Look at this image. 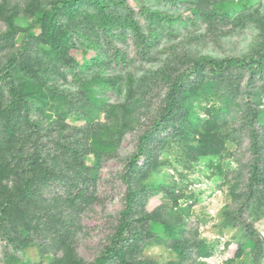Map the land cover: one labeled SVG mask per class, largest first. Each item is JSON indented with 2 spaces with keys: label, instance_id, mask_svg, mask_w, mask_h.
<instances>
[{
  "label": "trees",
  "instance_id": "16d2710c",
  "mask_svg": "<svg viewBox=\"0 0 264 264\" xmlns=\"http://www.w3.org/2000/svg\"><path fill=\"white\" fill-rule=\"evenodd\" d=\"M127 1L23 0L22 8L16 10V4L0 0V21L5 25L0 34V53L4 58L0 64V122L5 127V134H0V234L6 238V263L22 264L18 253L24 255L31 247H37L42 257L48 247H53L55 253L51 259L46 258L47 261L30 264H187L194 253L195 258L210 256V245L198 237V227L186 228L181 219L186 211L176 209L178 197L185 193L175 195L166 185H147L149 170L157 160L149 155V150L162 143L161 136L167 127H173L175 131L168 133L184 140L187 162L210 165L222 148L225 151L224 145L229 139L224 128L226 123L216 111H208L203 114L206 118L200 117V123L194 122L192 109L189 112L183 109L199 97L203 82L211 93L210 84L216 90L225 83L231 85L226 97L234 90L239 92L234 82L240 73L247 71L243 91L246 102L240 116L241 129L237 132L248 139L251 155L247 163L248 177L240 193L236 192V182L223 179V184L228 187L227 195L238 207L232 211L229 206L224 207L219 218L222 228L235 233L237 249L233 259L246 256L247 264H250L248 259L251 264H261L264 242L253 223L243 216L244 212H264V104H258L254 98L261 94L264 100V14L259 8L251 11L253 0H248L245 5L234 4V0H171L173 3L187 1L190 10L187 20L192 23L201 20L207 25L206 32L213 37H219V33L226 36L224 28L233 18L241 26L249 23L259 30L258 41L247 55L221 60L206 55L191 57L187 48L184 53H178L184 48L180 44L181 49L173 51L177 57H171L168 64H158L151 71L142 69L140 73L131 66L104 77L106 67L122 60L114 37L124 41L131 34L139 61L159 63V58L152 55L157 34L169 33L172 23L177 20L170 14L150 10L139 0H136L138 8L135 12ZM19 9L23 10L21 15L32 19L29 25L19 23ZM138 17L149 22L148 32H143ZM35 29L39 32L34 34ZM111 30L116 31L110 34ZM73 35L86 37V46H93L94 56H88L86 46H78V49L72 45ZM192 38L195 37L192 35L189 40L194 42ZM70 49L81 54V62L69 54ZM110 50L113 51L111 56ZM131 60L134 63L137 59ZM62 69L70 71L72 88L60 89L52 82L55 76L66 78ZM72 71H75L74 75ZM212 82L217 85L213 86ZM106 88L117 94L124 91V97L120 104L107 105L103 121H95L92 119L94 106L99 108L105 104L102 94ZM161 92L164 95L157 111L151 114L147 108L140 114L150 123V128L136 136V151L126 159L121 177L126 186L123 209L98 255L86 261L77 251L78 233L82 230L77 218L85 207L96 201L93 192L88 191L95 184V178L83 163L86 140L101 132L118 136L120 130L117 127L127 125L125 115L132 111L133 105L149 104L150 98ZM28 99L54 110L53 124L38 128V120L29 117ZM43 112L49 114L48 119L52 117L49 111ZM68 115L80 117L85 124L69 126L65 122ZM16 116L22 121L19 122ZM178 121L181 122L179 125ZM139 125L145 124L139 121ZM200 126L202 131L191 133V127L198 129ZM230 131L236 130L230 128ZM117 136L114 139L111 135V140L108 139L113 144L109 151L115 148ZM144 157L148 159L138 165V160ZM64 179L68 182L63 184V197L56 194L52 199L54 206L42 205L39 196L42 189ZM164 190L166 199L163 203L147 211L145 201L149 195ZM170 203L171 209H176L172 215L165 211ZM63 207L65 212H77L76 218H72L73 214L69 218L63 216ZM39 240L48 243L41 244ZM159 245L168 252L165 260L146 256L149 246Z\"/></svg>",
  "mask_w": 264,
  "mask_h": 264
},
{
  "label": "rangeland",
  "instance_id": "374dc122",
  "mask_svg": "<svg viewBox=\"0 0 264 264\" xmlns=\"http://www.w3.org/2000/svg\"><path fill=\"white\" fill-rule=\"evenodd\" d=\"M142 5L147 6L150 10L160 11L165 14H170L177 18L172 23L170 32L159 36L157 34V45L155 49H152V55H156L159 58V63L155 62L149 64L147 62L139 61V57L136 56L134 38L131 34L125 37V40L121 39L113 41L117 48L122 53V60L115 61L106 67L104 77L112 76L116 72H123L132 68L136 72L140 73V70L145 69L151 71L157 67L158 64H168L169 59L175 56L174 50L176 51L180 44L183 45V49L178 53H184L187 49L191 53V57L206 55L211 56L217 60H221L228 57H243L247 55L258 41V31L253 25L247 23L244 26L239 25L231 18L224 28L227 35H220L219 37H213L208 34L207 25L199 19L189 22L187 17L190 15L189 5L183 1L180 3H173L171 0H139ZM228 0H226L227 2ZM248 0H234V4L245 5ZM11 4H16V10L24 5L23 0H9ZM127 4L129 7L137 12L138 2L136 0H128ZM256 8L264 14V0H253L251 5V11L253 12ZM20 17L19 23L22 26H27L31 23L32 19L21 15L22 9L18 10ZM243 15V13H241ZM137 20L144 27L143 32H148L149 22L145 18L138 17ZM90 26H87L89 28ZM5 30V25L0 21V34ZM116 30H111L110 34H114ZM39 30L35 29L32 33H37ZM22 35V34H21ZM192 38L194 42L190 41ZM73 40L70 41L76 48H86L87 38H80L73 35ZM155 39V38H154ZM17 44V43H16ZM71 45V46H72ZM86 46V47H85ZM187 48V49H185ZM79 49V48H78ZM89 49L88 56H94L93 46L87 47ZM181 49V48H179ZM3 51V50H1ZM199 54H198V53ZM78 51L69 50V54L74 56V59L78 62L82 61L81 54ZM186 53V52H185ZM78 54V55H76ZM109 56L113 54L110 50ZM132 58L137 60L132 63ZM4 58L0 53V64H3ZM174 67V65H171ZM62 73L65 74L66 78L55 76L52 80L60 89L61 88H72V77L69 74L68 69H62ZM236 73L235 71H233ZM75 71L71 74L74 75ZM228 75V74H227ZM226 75V76H227ZM247 71L242 72L236 77L234 84L239 87L238 91H233L228 97L226 94L228 88L231 85L225 83L220 85L214 90L210 84L212 93L205 89V83H200L199 97L194 102L188 103L183 111H193V121L200 123V117L206 118L207 112H217L218 117H221L226 123L225 129L228 131L229 139L226 140L224 145L225 151L221 150L215 157L210 165L196 164L187 162L189 159L186 156L188 153L185 142L178 137L171 136L169 131L173 130V127H167L161 136V144L151 147L149 155L156 157V163L149 170L147 185L152 183L156 185H166L175 192V195L185 193L184 196L178 197L176 203V209L185 210V214L181 215V219L186 223V228L198 227V237L203 240L206 244L210 245V256L206 258H195L193 254L191 260L187 264H247V257L243 256L242 259H233L236 253L237 245L233 238L235 233L227 231L226 228L220 226L219 214L224 207L229 206V211L236 210L238 205L233 202L231 197L227 195L228 187L223 184V179L230 180L231 182L237 183L236 192L240 193L245 188V180L248 177L247 163L249 162L251 155L248 150V139L242 136L243 133H238L237 130L241 129L240 116L244 110V104L246 102V96L243 93L244 87L247 81ZM226 79V78H225ZM208 80V79H206ZM227 81V79H226ZM230 81V79L228 80ZM210 83V82H209ZM259 83V82H258ZM257 83V84H258ZM215 86L217 83L212 82ZM219 85V84H218ZM6 90V89H5ZM157 92V91H156ZM260 91L258 90L257 93ZM256 93V91H255ZM104 97L105 104L102 106H94V115L92 117L95 121H103L106 117L105 109L108 104H120L124 97V91L117 94L115 91H111L110 88H106L102 94ZM101 95V96H102ZM164 92L155 95L150 98V105L148 103L134 104L132 111L125 115L126 126L117 127L120 130V134L117 136L115 133L101 132L95 135L94 138L90 137L86 140L87 145L84 148L83 163L91 169V173L94 177L95 184H92L88 189L89 193L93 192L96 197V201L91 204L90 207H85L83 211L78 215L77 224L81 226V231L78 233L77 238V251L81 258L86 261H91L95 256L98 255L102 249V245L106 239V236L111 232L112 226L115 223V219L118 213L123 209L124 197L126 186L122 182V175L124 173V166L126 159L135 153L138 134H141L145 129H148L150 123L145 119L144 116L140 117V114L145 113V109L149 108L151 114H154L159 106L160 101ZM255 95V94H254ZM258 104H264V100L261 94L256 97ZM30 103L29 117L31 119L38 120V128L46 127L47 124H53L55 117V111L50 110L49 106L40 103L39 101H32L28 99ZM135 103V102H134ZM149 105V107H147ZM220 110V112L217 111ZM44 110L50 112V117L44 115ZM205 114V115H203ZM68 117V118H67ZM136 117L139 118L136 120ZM19 122L22 121L20 116H16ZM145 119V120H144ZM52 120V121H51ZM139 121L144 123L142 127L139 125ZM65 122L69 126L81 127L85 124V120H81L80 117L74 115L65 116ZM181 122L178 121L179 125ZM150 128V127H149ZM192 132L202 131L200 126L198 129L191 127ZM230 128L236 131L232 133ZM4 124L0 122V134L4 133ZM173 130L172 132H174ZM212 133V132H211ZM112 137L117 136L115 148L109 151V148L113 145L108 141ZM154 138V137H153ZM191 141V139H190ZM94 145V150H93ZM150 147V146H149ZM148 158H140L138 165H143ZM186 164V165H185ZM69 174H71L69 172ZM68 174V175H69ZM68 179L57 182L54 186L45 187L40 193V202L42 205H53L52 199L56 197H63L64 186ZM140 185H138L139 187ZM95 191V193H94ZM171 193L170 190H166ZM164 191H157L155 195H149L145 201V209L152 211L159 207L163 203L166 196ZM61 195V196H60ZM173 206L171 203L167 208L166 214L172 215L176 209H171ZM63 216L66 218H76L75 211H66L65 207L61 209ZM243 219H246L259 233L261 239L264 242V212L258 211L256 214L254 211L249 213L244 212ZM243 226V224H240ZM233 239V240H232ZM42 241V240H39ZM227 245L225 246V243ZM45 240L41 244H46ZM6 238L0 234V264L6 263ZM148 248V247H146ZM148 250V251H147ZM146 256L155 257L157 260H165L168 256V252L163 246H149L146 249ZM48 253V254H47ZM55 250L53 247H48L46 255H41L40 250L37 247H31L24 255L18 253L19 259L22 260V264H30L39 261H47L46 258L51 259ZM263 259V260H262ZM261 259V264H264V258ZM250 264L252 261L248 259Z\"/></svg>",
  "mask_w": 264,
  "mask_h": 264
}]
</instances>
